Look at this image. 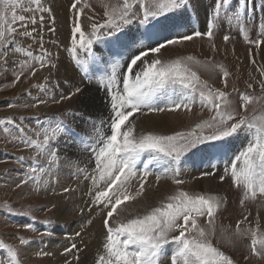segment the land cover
Returning <instances> with one entry per match:
<instances>
[{"label":"rangeland","instance_id":"1","mask_svg":"<svg viewBox=\"0 0 264 264\" xmlns=\"http://www.w3.org/2000/svg\"><path fill=\"white\" fill-rule=\"evenodd\" d=\"M55 2L57 1L41 0L42 7L50 9V11L26 12L21 11L19 8L16 9L18 15L35 16L37 22L35 25L29 24L28 30L36 29L33 33L36 39L20 37L15 46H9L7 56L0 57V66L4 65L5 59L8 61L7 68L0 70V242L11 246L17 251L18 264H43L45 258L44 246L48 244L50 239L60 234L65 249L70 248L73 243L76 244V248L72 249L71 252H65L64 249L61 253L64 260L63 264H98L101 255L107 258V251L103 249L104 252H101L98 247L90 246L87 237V242L85 240V232L89 231L88 234L91 235V239L103 232L107 242L104 219L110 209L105 208L103 204H100L101 209L99 208L100 205L97 204V210L92 209L93 204L91 201L94 198L86 197L81 185L89 183L88 187L90 189L97 188L100 191L103 190L105 184L103 181L100 182L96 179V183H93L95 166L88 169L86 173L79 171V174H74L75 176L68 174V177L60 183V186L58 183L59 155L62 148L64 149L67 143H79L80 146L84 143L70 135L60 136L54 142V146L58 150V159L56 166L52 168L53 174L49 177H42L39 183L29 180L27 184H22V181L28 179L33 158L41 166H47L50 158L47 155H39L36 148L25 147L15 129L22 126L29 137L42 140V135L37 137L34 134H42L45 129L54 127L61 122L69 123L81 137L89 140V143L91 139H99L111 134L110 117L106 119L105 127H109L105 128L106 135L102 134L101 131L104 130V126L100 125V117H106L109 114L105 108V104L109 107V94L100 86L99 80L92 74L91 65H89L90 70L86 75L74 59L71 52L73 47L71 30L79 22L86 35L90 34L91 25L93 23H104L107 19L105 12L111 11L113 5L122 6L123 0H66L65 2L68 3L66 8L68 23L59 18L64 17V13H66L64 6L62 10L56 6ZM215 2L216 0H190V7L187 13L185 12V17L182 14L174 15L171 19L165 21L167 24L174 21L173 27L175 28L177 24L180 28L179 31H184L182 34L175 32L170 37L191 34L194 30L206 32ZM240 2L241 0H232L227 13L222 10L220 18L213 21L215 27L211 40L207 36H200L194 37L191 41H179L167 47L166 55L157 54V57L164 61H182L184 66L196 72L202 84H209H206L205 91L210 89L225 93L232 92L228 100L236 110L237 118L245 117L250 123L258 127H264V87H262L264 86V37L261 43L256 42V38H261L262 33L256 27L254 21H248L252 18L247 15L249 13L254 16L255 11L259 12L258 19L255 22L260 26L264 22V0H248L244 8H240ZM23 3L24 7L29 6L28 0H23ZM73 4H76L75 8L72 7ZM30 6L33 9L36 8L35 4ZM54 6H56V9ZM135 10L138 14L140 13L138 6ZM10 12L11 9L9 10V16ZM194 12L200 16L202 22L198 24L190 23H197L194 20L190 21L192 17L196 16ZM236 15L241 17L240 22L235 20ZM41 16H43L42 23L40 21ZM229 17L233 18L230 20ZM244 25L247 27L244 28ZM13 26L19 29V24ZM241 27L248 36L247 40L241 32ZM130 29H133L132 33L133 35L136 34L135 36L144 31L136 23L126 29V31L129 30L127 34ZM20 30L22 31V29ZM226 35L229 37L227 41L224 40ZM41 37L43 39V49L48 54L44 67H40L39 62L33 58L42 54ZM258 47L260 49H256ZM16 48L23 50L17 52ZM28 51L33 53L32 57L27 55ZM93 51L98 55L110 54V49L102 42L95 43ZM77 53L81 59L84 58V54L78 46ZM128 59L129 55L126 53L122 63H126ZM52 64H55L56 67H51ZM203 65L214 67L213 70L208 71ZM224 66L230 70L231 77L221 75L222 71L227 72L228 75V70ZM68 67L78 74L77 76L82 79L83 84L91 83L92 86L98 87L100 93L105 95V100L97 99L96 96L92 97L94 104L91 111H87L86 107L81 106V104L75 106L84 89L83 85L81 86L78 83L74 72L70 74L71 71ZM13 69H15V73ZM33 70H35L34 75ZM16 74L21 75L18 82L15 80ZM76 86L82 89L81 93L72 95L70 99H61V96H69L73 93ZM85 96L86 94L84 98ZM244 97L247 99H244ZM40 100L45 101V103H39ZM10 103L13 105L12 107L8 106ZM145 113H148L146 108L137 114L142 116ZM166 113H170L167 120L172 132L159 130H153V132L147 130L145 133L143 131L137 132L135 126L134 135L188 133L197 124L209 121L214 115L213 110H209L206 106L202 107L198 100L192 104L191 110L181 108L171 112H155V115ZM93 118L97 120L94 121ZM9 119L11 123H8ZM130 119L135 125L133 118ZM140 120L142 121L143 117L138 119L137 122ZM5 127L9 128L10 131L5 132ZM207 133L208 130L205 129V134ZM197 135H199V131ZM249 135H252L254 139V134L242 132L226 141L200 145L197 149H192L183 154L177 161L171 158H162L163 168L166 166L165 163H168L171 168L163 173L150 171L147 177H143L145 187H151L150 197L141 195L135 200L124 202L109 221V225L115 228L118 226V221L126 223L129 219L143 217L151 209L169 203V197L178 195L181 191L188 193L190 196L193 193V196H216L221 203L212 217V225L209 224V218L206 214L196 217L198 227L203 228L207 233V241L213 247L230 256L233 264H264V249H261L260 245L257 244L258 254H254L251 244L254 238L257 240L264 239V194L257 192L255 198H252L249 192V198L245 199L246 189L242 185L234 184L230 169L227 173L225 172V167L231 159L247 147ZM197 151L202 152V155H209L206 159L203 157L199 169L192 171L182 167L184 158ZM148 155L149 157H147ZM202 155L199 156L202 157ZM20 157L24 158L23 163L19 162L18 158ZM144 157L148 160L151 158V154L147 153ZM138 165L140 171H138L135 178L131 179L130 186L128 185V191L133 192L132 194L139 190L142 178L143 166H140L139 163ZM173 169H178L179 174L174 175ZM205 172H212L213 175H203ZM157 176L160 177L159 180H157ZM222 176L224 177L223 180H221ZM45 178L48 179L46 184L43 182ZM175 179H179L183 183L177 184L174 182ZM190 181L192 183L199 181L200 185H198V188H193L190 186ZM49 183L52 184L51 193L47 192ZM18 184L21 186L17 187ZM214 184L223 187L220 190V188H215ZM66 188L70 190L65 191ZM69 192L76 193L75 209L78 212L75 214L76 221H69L64 224L55 219L60 218V216L54 212L55 205L49 201V197L52 196L51 194H57L62 199L69 200ZM81 203L84 205H81ZM96 211L98 212L96 213ZM25 212H30V214H22ZM100 216L102 228L99 225L94 228L87 225L89 221L98 219ZM28 224L33 226L32 229L25 227ZM52 231H54V234H52ZM77 232L80 233L79 236L76 235ZM178 234V232L173 233V235ZM192 235H196V232L193 231ZM19 237H23L29 243L22 245ZM56 244L57 240L54 239L53 247L55 249ZM31 245L35 248L26 251ZM173 247L175 248L174 245H171L165 250L161 264H171L170 253L174 250ZM6 251V248H0V264H11L10 254ZM57 264H59V261Z\"/></svg>","mask_w":264,"mask_h":264},{"label":"snow or ice","instance_id":"2","mask_svg":"<svg viewBox=\"0 0 264 264\" xmlns=\"http://www.w3.org/2000/svg\"><path fill=\"white\" fill-rule=\"evenodd\" d=\"M231 2L232 0H216L206 32L194 31L174 38L164 34L167 29L165 21L174 15L187 12L190 0H123L122 6L113 5L111 11L105 12L107 19L104 23H93L91 33L87 35L82 30L81 24L77 22L71 30L73 45L71 52L86 75L91 65L92 74L109 94L111 134L99 138L96 146L91 147L89 140L81 137L69 123L61 122L45 129L42 134H34L37 137L42 135V140L32 139L22 126L16 127L15 131L19 133V139L25 147L36 148L39 155H47L50 158L47 166L39 165L33 158L28 179L22 181V184H27L29 180L39 183L42 177L53 174L52 168L56 166L58 159V150L54 142L60 136L70 135L80 139L81 143L89 145L99 180L105 184L104 190L95 192L93 203L103 204L105 208L110 209L104 219L107 231V243L104 248L107 251V258L100 256L98 264H161L165 250L171 245L175 246L170 253L171 264H233L230 256L207 241V233L197 224L196 217L206 214L209 224L212 225V217L221 203L216 196H190L181 191L178 195L169 197V201L172 202L151 209L143 217L129 219L126 223L118 221V226L115 228L109 225V221L124 202L135 200L142 195L145 187L143 177L149 175V166L154 161L158 162L162 158L177 161L183 154L197 149L200 145L226 141L242 132L254 134V139L249 135L247 147L231 159L225 167V172L230 169L234 184L242 185L246 189L245 199L249 198V192L252 198H255L257 192L264 194V127L250 123L245 117L237 118L236 110L231 106L227 94L219 90L205 91L207 85L202 84L196 72L184 66L182 61H164L156 55L161 53L162 49H167L169 45L179 41H191L194 37L200 36H207L211 40L215 27L213 21L220 18L222 10L227 13ZM247 3L248 0H241L240 8H244ZM28 4V7H24L23 0H0V57L7 56L9 46H15L18 38L36 39L33 35L36 29L28 30L29 24H36L35 16L18 15L16 9L26 12L37 10L43 12L50 9H44L41 0H28ZM31 4H35L36 8L33 9ZM137 6L140 9L139 14L135 10ZM72 7L75 8L76 4ZM232 18L229 17L230 20ZM234 18L237 22L241 21L239 15ZM40 21L43 22V16L40 17ZM133 23L138 24L144 31L138 36L130 37L126 29ZM16 24H19V29L13 26ZM260 29L264 32V22L261 23ZM241 32L247 40L248 36L244 33L243 27ZM228 39L226 35L224 40ZM97 42L107 45L110 54L98 55L93 51V45ZM77 46L84 54L83 59L77 53ZM40 47L42 54L33 58L39 62L40 67H44L48 54L43 49L42 37ZM22 50L16 48L17 52ZM126 53L129 59L126 63H122ZM27 55L32 57L33 53L28 51ZM7 64L8 61L5 59L0 70L6 69ZM51 67L55 68L56 65L52 64ZM203 67L211 71L214 66L203 65ZM13 72L15 73V69ZM34 74L35 70H33ZM224 75L227 76V72H224ZM20 79L21 75L16 74L15 80L18 82ZM81 91V88L76 87L73 93L69 96H61V99H70L72 95ZM197 100L202 107L206 106L209 110H213L214 115L209 121L197 124L192 131L176 132L173 135L153 133L134 135L135 125L130 118L145 108L149 112H171L181 108L191 110L192 104ZM39 103L45 101L40 100ZM8 106L13 105L10 103ZM8 123H11L10 119ZM205 129L208 130L207 134ZM4 131L9 132L10 129L5 127ZM198 131L199 135H197ZM144 153H150L151 158L143 163L139 190L133 195L128 191V185L140 171L138 163ZM23 159V157L18 158L21 163ZM65 162L73 163L67 157ZM173 174L178 175V169H173ZM203 175H213V173L205 172ZM159 179L160 177L157 176V180ZM223 179L222 176L221 180ZM43 182L48 183V179L45 178ZM174 182L183 183L179 179H175ZM93 183H96L95 178ZM69 190L65 189V191ZM22 214L29 215L30 212ZM25 227L32 229L33 226L28 224ZM193 231L196 235H192ZM176 232L179 234L173 235ZM76 235L79 236L80 233L77 232ZM19 240L22 245L29 243L23 237H19ZM251 244L254 254H258L257 244L264 249V239L254 238ZM0 248L7 249L11 264H18V253L14 248L3 242H0ZM75 248L76 244L73 243L70 248L65 249V252H71Z\"/></svg>","mask_w":264,"mask_h":264},{"label":"bare ground","instance_id":"3","mask_svg":"<svg viewBox=\"0 0 264 264\" xmlns=\"http://www.w3.org/2000/svg\"><path fill=\"white\" fill-rule=\"evenodd\" d=\"M56 1L57 2H55V4H57L56 5L57 7H59L60 9L63 10V6H64V8L66 10V13H64V17L63 16L59 17L60 20L68 23L67 22V18H66V16H67V9L66 8H67V4L68 3L65 2L66 0H56ZM56 6H54L55 9H56ZM199 17L200 16L196 15V16L192 17L190 19V21L194 20L195 22L200 23V22H202V20ZM189 18H190V16H189ZM173 23H174V21L169 22V24H167V22H165V24L167 25V29H166V31L164 33L165 35L170 36V35H173L176 31L180 30L179 26L177 27V24H176V26L174 28L173 27ZM174 29H175V31H174ZM135 35H133L132 30H130V32L128 33V36H130V37L131 36H135ZM165 52H166V49H162L161 53H159V54L163 56L165 54ZM56 65H57V63H56ZM68 69H69V71H71L70 74H73V72H74L73 69L70 70L69 67H68ZM74 74H75V76L77 78L78 83H80L81 86L83 85V89H84L83 92H82V96L79 97V99H77V104L75 106L77 107V106H79L81 104V106H85L86 107L87 111H91L93 109V104H94L93 100H92V97L96 96L97 99H104L105 100V95L100 93L99 90L97 89L98 87L96 88L95 86H92L91 83L83 84V82L81 81L82 79L77 76L78 74H76L75 72H74ZM71 78H73V76H71ZM76 87H78V86H76ZM85 94H86V96L84 98ZM161 106H163V104H161ZM105 108L109 112V114L106 117L105 116L100 117L101 118L100 125L104 126V130L101 131L103 135H106L105 134V128H109V127H105V124H106V119L108 117H110L109 115L111 114L110 102H109V107H108L107 104H105ZM158 113H160V112H158ZM169 114L170 113L155 115V112H149L148 111V113H145L142 116L136 114L132 118H133L134 123H136L135 126H136V131L137 132H142L143 131L145 133V131H147V130H152V132H153V130H159V131H164V132H172L171 128L169 127L170 126L169 125V121L167 120ZM142 117H143V120L142 121L140 120L139 122H137V120L142 118ZM93 119H94V121L97 120L95 118H93ZM100 138H102V137H100ZM97 140L98 139H91L90 140L91 147H95L96 146V141ZM146 154L147 153H144L142 155L141 161L139 162L140 166H143V163L145 161H147V158L144 157ZM200 154L202 155V152L197 151V152L192 153L189 156H186L184 158L181 166L184 167L185 169H190L192 171L199 169L200 163L203 161V157L205 159L209 157L208 154L207 155H202V157H200L199 156ZM65 157L71 159L73 163L72 164L66 163L65 162ZM147 157H149V155ZM205 162H207V160H205ZM165 164H166V166L163 168L164 162H163V159H160L158 162L154 161L153 164H151L149 166V169L153 173L154 172H162L163 173V172L167 171L168 168H171V166H169L168 163H165ZM59 165L60 166L58 168V173H59V175H58V178H59L58 183H59V186H60V183L65 181V178L68 177V174L77 175V174H79V171H83L84 173H86L88 169H90V168L95 166V161H94V156H93L88 144H83L82 146H80L79 143H73V144L67 143V144H65V148L64 149L62 148V151H61V153L59 155ZM192 167L193 168L195 167V168L193 169ZM93 172L95 174L94 178L96 180H99V173L96 170V168H94ZM191 179H192V177H191ZM99 181L101 182V180H99ZM199 183H200L199 181H196L194 183L191 182L190 186L193 187V188H198V185H200ZM88 186H89V183L86 184V185H83V186L81 185L82 191H85V196L86 197H89L90 199L94 198L95 192L98 191V190H97V188L90 189ZM213 186H215V188H220V190L223 187L222 185H219V184H214ZM104 188H105V185L103 187V190H104ZM47 189H48L47 192L51 193V191H50V189H52V184L51 183L48 184ZM150 189H151L150 186L145 187L144 190H143L142 196H144V197L149 196L150 197V195H149L150 194V192H149ZM51 195L52 196L49 197L50 198L49 201L54 203V205H55V207H54L55 211L54 212L57 215L60 216V218L57 217L55 219L58 222H63L64 224L66 222H69V221H71V222L76 221L75 220V218H76L75 214L78 212L75 209L76 201H77V199L75 198L76 197V193L75 192H73V193L69 192V197H68L69 200H64L60 196H57V194H51ZM91 203L93 204L92 209L97 210L96 204H94L93 201H91ZM81 205H84V204L81 203ZM87 206H88V204H87ZM99 208L101 209V205H100ZM97 212L98 211H96V213ZM87 225L91 226V228H94L95 226H98V225L101 226V216L98 217V219L97 218L96 219H92L91 221L88 222ZM101 228H102V226H101ZM88 232L89 231L85 232V240H86V237H87L90 246L91 245L96 246L102 252L103 249H105L104 245L107 243L105 241L104 233L102 232L99 235H96V236H94V238L91 239V235L88 234ZM52 234H54V231H52ZM87 234H88V236H87ZM53 238L55 240H57V244L55 245L56 249L53 247V244H54V239ZM53 238L50 239L48 244L44 246L45 247V258L43 260V264H57L58 261H59V264H63L64 263V260L62 259V256H61V253L64 251V249L66 247L62 245V239L60 238V234H58L57 236H55ZM86 242H87V240H86ZM33 248H35V247H33L31 245V246H29V248L26 251H30ZM29 253H31V252H29ZM97 253H98V251H97ZM99 254H100V252H99Z\"/></svg>","mask_w":264,"mask_h":264}]
</instances>
